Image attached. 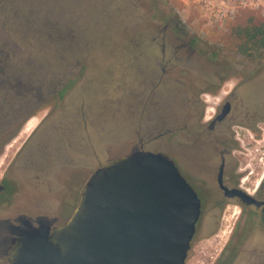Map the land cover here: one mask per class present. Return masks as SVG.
Returning a JSON list of instances; mask_svg holds the SVG:
<instances>
[{
	"label": "rangeland",
	"instance_id": "1",
	"mask_svg": "<svg viewBox=\"0 0 264 264\" xmlns=\"http://www.w3.org/2000/svg\"><path fill=\"white\" fill-rule=\"evenodd\" d=\"M38 2L0 0V42L29 35L22 32V18L26 13L36 17ZM114 3L107 5L105 13L95 16L96 20L87 18L98 29L110 22L111 32L95 34L89 30L80 35L79 42L83 39L77 56L81 60L66 78L76 79V84L63 99L50 98L53 87L49 88L51 76L45 67L46 74L37 65L30 70L20 69L25 73L40 70L44 88L36 100V75H26L28 87L11 90L6 80L12 78L14 71L0 75V180L2 175H12L9 162L24 136L13 138L22 128L24 135L34 131L25 141L17 167L30 165V154H34L35 164H40L37 160L41 159V166L49 167L41 176L42 181L46 179L45 185L39 188L30 187L25 173L15 175L19 183L18 203L14 196L12 201L0 204V220L15 221L19 212L34 216L42 203L41 207L53 206L55 190L59 193L62 185L67 187V193H61L66 219L65 214L71 213L92 174L132 152L141 141L144 151L162 153L174 161L189 182L190 105L192 97L203 91L200 84L236 77L241 65L245 71L258 68L255 76L257 72L264 75V51L241 57L238 47L242 40L235 34L238 27L248 22H264V0ZM82 10L79 7V16ZM113 14L112 21H108ZM35 59L43 65L50 60L42 55ZM50 62L53 68L54 61ZM168 130L172 132L162 135ZM11 140L14 141L4 147ZM46 154L49 164L45 162ZM251 157L254 160L255 154ZM16 164L13 170L17 169ZM219 251L220 248L210 249V257L204 256L208 264L215 261ZM0 264H9L1 250Z\"/></svg>",
	"mask_w": 264,
	"mask_h": 264
},
{
	"label": "flooded vegetation",
	"instance_id": "2",
	"mask_svg": "<svg viewBox=\"0 0 264 264\" xmlns=\"http://www.w3.org/2000/svg\"><path fill=\"white\" fill-rule=\"evenodd\" d=\"M257 69L245 71L241 65L236 77L201 83L203 91L192 97L188 172L189 183L201 202V213L185 264H208L204 256L210 257V249L219 248L212 264H264V75L257 72L255 76ZM169 132L172 130L162 135ZM25 141L9 162L12 175L1 177V205L14 196L18 203L15 175L20 172L27 175L31 188L45 185L46 179L42 181L41 176L49 167L41 166V159L37 160L40 164H35L34 154L27 158L30 165L17 167ZM142 149L141 141L133 151ZM45 162L50 163L47 154ZM15 164L17 169L13 170ZM36 177L38 181L33 180ZM63 188L62 185L60 194L67 193V187ZM59 193L55 190L56 204L46 208L41 207L42 203L32 212L34 216L16 211L19 215L15 221L0 220V250L5 260L12 240L22 231L40 226L54 228L68 222L80 197L64 219L63 194L59 197Z\"/></svg>",
	"mask_w": 264,
	"mask_h": 264
},
{
	"label": "water",
	"instance_id": "3",
	"mask_svg": "<svg viewBox=\"0 0 264 264\" xmlns=\"http://www.w3.org/2000/svg\"><path fill=\"white\" fill-rule=\"evenodd\" d=\"M200 213L174 161L132 151L92 174L68 222L22 231L6 257L10 264H185Z\"/></svg>",
	"mask_w": 264,
	"mask_h": 264
},
{
	"label": "trees",
	"instance_id": "4",
	"mask_svg": "<svg viewBox=\"0 0 264 264\" xmlns=\"http://www.w3.org/2000/svg\"><path fill=\"white\" fill-rule=\"evenodd\" d=\"M38 1L40 4L34 11L37 16L33 18L30 13H26L24 18H22L24 19L21 25L22 32L29 33V35L15 39L13 42H0V75H7L9 70L14 71V73H11L12 78L6 80L7 85H10V90L18 86L22 89L28 87L29 75H36L38 77L36 81L37 90L34 94V99L36 100L40 98L39 96H42L44 88L42 84L43 77L41 78L38 72L40 70H34V72L26 71L25 73V70L20 69L28 68L30 70V67L34 65L41 69L45 67L48 69V75L51 76L50 81H48L50 82L49 88L50 86L53 87L50 98L56 101L63 99L66 92L76 84V79L71 81V79L66 78L70 69L73 66H78L81 60L77 56L79 45L83 39L82 37L79 42L80 35L88 33L89 30L95 34H108L111 32L110 22L106 27L98 29L96 26L90 25L87 22V18L91 17V20H96L95 16L105 13L107 5L114 3V0ZM79 7L83 9L80 16L78 13ZM123 8L125 11L127 10L125 5ZM113 16L115 15L113 14L108 21H112ZM94 24H96V21ZM235 34L242 40L238 47L240 53L247 56H255L264 51V22H248L246 25L238 27ZM40 55L50 59L47 64L44 63L45 65H43V63L34 61L36 60L35 57L37 58ZM18 59H20L19 64ZM50 61H54L53 68ZM45 68L42 69L43 74H46ZM16 76L17 78L20 76L19 79L14 78ZM45 79H47V76ZM12 83H14V87H11Z\"/></svg>",
	"mask_w": 264,
	"mask_h": 264
},
{
	"label": "crops",
	"instance_id": "5",
	"mask_svg": "<svg viewBox=\"0 0 264 264\" xmlns=\"http://www.w3.org/2000/svg\"><path fill=\"white\" fill-rule=\"evenodd\" d=\"M46 116H48V115H46ZM33 117V115H31V116H29V118H28V120H26V121H29V119L30 118H32ZM25 127V126H24ZM34 130H32V131H30L29 133H27V134H25L24 135V132H25V129L24 128H22V130H20L19 132H18V134L13 138L14 140H16L17 138H21V137H23L24 136V141L28 138V136L33 132ZM23 141V142H24ZM22 142V143H23ZM21 143V144H22Z\"/></svg>",
	"mask_w": 264,
	"mask_h": 264
}]
</instances>
